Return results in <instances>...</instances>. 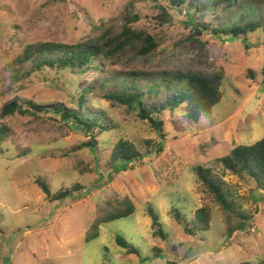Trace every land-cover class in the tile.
<instances>
[{
  "label": "rangeland",
  "instance_id": "374dc122",
  "mask_svg": "<svg viewBox=\"0 0 264 264\" xmlns=\"http://www.w3.org/2000/svg\"><path fill=\"white\" fill-rule=\"evenodd\" d=\"M160 5L172 16L168 24ZM128 14L136 18V28L160 41L150 55L103 61L99 71L86 77L43 70L18 82L12 78L27 47L82 44L118 32ZM187 20L188 12L172 8L168 0H0V121L9 128L0 150V264H264V192L255 181L216 167L235 148L264 138V29L247 42L211 33L191 40ZM206 22L218 25L213 14ZM177 71L224 72V98L196 124L185 120L184 107L157 115L166 139L162 152L149 151L148 141H160L154 128L105 96L130 84L126 78L131 73ZM117 74L120 80L102 86ZM85 87L91 89L85 107L112 128L98 137L106 148L98 147L95 154L80 149L89 141L87 134L50 117L1 118L2 108L15 99L79 110L74 100ZM141 87L146 90L145 83ZM166 99L161 95L146 104ZM120 140L135 144L146 156L116 173L109 160ZM199 166L224 177L236 214L229 218L206 193L195 172ZM38 179L54 192L76 184L83 189L51 203ZM125 198L135 203L136 213L104 225L100 238L87 242L98 213ZM204 206L212 211L211 230L186 233L175 212L187 223ZM149 208L160 217L165 241L152 235ZM119 235L140 255L119 247Z\"/></svg>",
  "mask_w": 264,
  "mask_h": 264
},
{
  "label": "trees",
  "instance_id": "16d2710c",
  "mask_svg": "<svg viewBox=\"0 0 264 264\" xmlns=\"http://www.w3.org/2000/svg\"><path fill=\"white\" fill-rule=\"evenodd\" d=\"M172 8L186 10L188 20L185 28L188 31L187 38L201 40L206 33L215 37H228L231 41H248L249 36L264 29V2H249L246 0H168ZM164 25L170 23L172 18L168 8L159 6ZM210 14L218 20V25L212 27L206 19ZM241 15V16H240ZM136 18L127 16L125 24L118 32L104 33L98 37L78 45H65L56 43L34 44L26 48L18 61L15 63L12 78L18 82L31 77L34 73L43 70L70 71L74 76L86 77L88 73L99 71L103 61L121 60L128 56H146L156 51L160 41L144 29L134 26ZM122 75L109 77L102 83L103 87L115 83ZM130 84H126L118 92L108 93L105 97L114 101L128 110L137 112L138 117L148 121L156 131L160 141L147 142L149 151L162 152L165 135V124L156 116L162 112L174 113L180 107H184L185 120L190 124L198 123L202 117L209 116L213 109L219 105L223 98V87L226 80L224 72L202 71H177L162 73L152 76L145 72H135L127 76ZM264 82V68H263ZM145 83L146 90L141 87ZM91 89L88 87L80 91V96L74 103L79 110L68 108L63 104L50 108L41 106L35 102H24L15 99L7 103L1 110V118L11 116L50 117L60 121L71 128L81 130L90 138L81 150L96 153V150L106 146L98 142V137L112 130L98 113H91L85 107V99ZM166 95L167 99L162 103H154L147 106L149 100L158 99ZM56 116V117H54ZM178 131H181L178 128ZM9 136V128L0 121V150ZM151 153V152H150ZM149 153V154H150ZM146 154H142L135 144L120 140L112 150L109 165L112 171L118 173L127 169L134 162L141 161ZM216 167L224 172L237 176L241 179L249 178L256 182L257 190L264 192V138L249 146H239L229 155L216 161ZM199 183L209 194L213 201L228 213L230 218L236 214V204L233 193L223 176L216 174L212 168L202 166L195 168ZM37 185L46 199L53 203L63 200L74 192L83 189L76 184L70 188H61L54 192L50 185L43 179H38ZM137 211L135 203L125 198L115 199L98 213L97 219L89 233L87 242L100 238L101 228L109 223L132 217ZM179 223L184 226L186 233L192 230L209 231L212 227V211L204 206L196 211L191 221L184 222L179 211H176ZM238 214V213H237ZM148 215L152 220L153 237L167 239L163 230L159 215L153 208L148 209ZM232 230H229V232ZM116 243L131 254L140 255L139 251L123 236H117ZM248 264V263H242Z\"/></svg>",
  "mask_w": 264,
  "mask_h": 264
}]
</instances>
